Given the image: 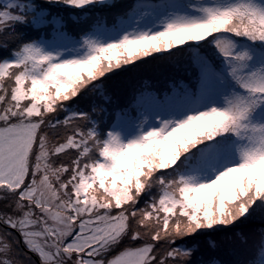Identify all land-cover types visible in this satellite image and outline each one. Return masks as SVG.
<instances>
[{"label": "rangeland", "instance_id": "374dc122", "mask_svg": "<svg viewBox=\"0 0 264 264\" xmlns=\"http://www.w3.org/2000/svg\"><path fill=\"white\" fill-rule=\"evenodd\" d=\"M126 1L0 0V264H193L196 253V261L210 257L199 264L232 257L234 264L249 263L255 237L250 241L244 233L256 232L257 225L236 231L233 239L239 241H229L226 250L214 240L189 253L186 246L200 234L243 229L246 219L234 220L249 199L264 204V132L239 146V156L226 160L223 170L210 163L207 170L180 173L197 163L189 157L193 149L216 137L215 129L206 135L209 129L231 124L236 108L252 104L249 93L232 102L214 92L180 114L185 106L180 108L178 93L188 92L174 86L178 109L145 108L153 114L146 125L138 115L134 124L119 119L109 129L113 116H106L127 93L141 96L143 85L176 77L177 65L191 80L198 50L185 60L192 46L172 48L191 38L206 41L214 31L256 37V24L225 20L234 4L206 12L182 8L162 15L158 27L145 25V18L154 17L146 9L122 27H97L75 37L80 25L74 21L90 19L93 7L111 10ZM86 9L90 16L74 15ZM63 12L72 13L73 21L50 38L40 26L62 23L69 15ZM214 36L210 44L224 48V42H212ZM156 54L161 56L155 62L134 67ZM131 67L135 78L111 99L106 90ZM246 84L250 91L264 89L263 78ZM202 250L219 256H202Z\"/></svg>", "mask_w": 264, "mask_h": 264}, {"label": "trees", "instance_id": "16d2710c", "mask_svg": "<svg viewBox=\"0 0 264 264\" xmlns=\"http://www.w3.org/2000/svg\"><path fill=\"white\" fill-rule=\"evenodd\" d=\"M90 1V0H89ZM138 1H140V0H128V1H126V4H127V7H130L132 4H135L136 2H138ZM218 1H221V0H187L186 2H185V4H183V6H182V8L183 9H186V10H191V11H196V12H206L207 10H209L208 8H210V9H213V10H216V9H218V7H219V3H218ZM38 5V4H37ZM39 6V5H38ZM111 6H114V4L113 5H111ZM40 8H42L43 6L42 5H40L39 6ZM110 7V6H109ZM181 8V7H180ZM105 9H106V6H104V5H101V6H95V7H93L91 10H93V13L95 14L94 16H91V18L90 19H88L87 21H84V22H82V24H81V22H79V21H74V22H77L79 25H80V27H79V29H77V31L75 32V33H77V34H79V31L80 30H82V29H90V28H95V27H97V26H99V25H101V24H110V23H115L116 22V19L115 18H112V19H110V20H104V18H101L102 16H99L100 14H104V13H107L106 11H105ZM239 10H240V8H239ZM69 11V10H68ZM169 10H166V9H164L163 10V12L162 13H159V18H162V15L165 13V12H168ZM238 11V10H237ZM78 13H81V14H79V15H86L85 17H88V16H90V9H86V10H77V12H75V16L78 14ZM63 14H69L68 12H63L61 15H63ZM173 13H169V14H167L166 16H169V15H172ZM242 14H243V18H245V13L244 12H242ZM51 15H53V14H51ZM70 15H72V13H70L68 16H67V18H65V19H63V21H62V23L59 21V23H58V20L56 21L57 23H55V19L51 22V24L49 23V24H43V25H41L40 27H41V29H48V31H49V36H50V38H52L53 37V35L56 33V32H58V31H62V30H66V28L69 26V22L70 21H73L72 19L73 18H70L69 16ZM96 18H100V19H96ZM227 19H225V20H228V19H231V18H237L236 16H234L232 13H230V14H228L227 15V17H226ZM150 21H153V20H150ZM229 21V20H228ZM76 23V24H77ZM233 24H234V22H233ZM232 24V25H233ZM156 25L157 26H160L161 25V22H158L157 21V23H156ZM222 25L224 26V25H226V26H228L229 24L228 23H222ZM221 32H226V33H228V34H230V33H232L233 31H229V30H222ZM215 33H216V31H214L213 32V34L211 35V37L208 39V40H206V41H201V40H199V41H196L195 39H193V38H191V41H187L186 43H184V44H180L179 46H177L176 48H172V49H174V50H176V49H179V48H183L182 50H186V49H188V48H184V46H186V47H191L192 46V48L193 49H189L187 52H185V53H183V54H185V60H187V59H189L190 57H191V55H192V53L194 52L195 53V50L197 49L198 50V52H197V54H196V57H197V61H199L200 60V63L198 64V65H196L195 67H191L192 68V70H191V72L190 73H188V76L189 77H191L192 78V80L191 81H189V79L186 77V78H184V79H182V75H184V73L183 72H185L184 71V68H183V72H181L180 71V69H179V66L177 65L176 66V68H174V70H173V72L175 73V75H177L176 77H174V78H167V80H168V83L170 84V85H176V86H183V87H185V89L186 90H191L193 87H192V83H193V78H196V76L198 75V73H199V69L201 68V67H204V66H207V67H212V68H214V69H217L218 67H219V61H220V56H219V54L218 55H216L215 53H212V57H210V56H207V57H205L204 56V49L205 48H207V47H210V46H212V44H210V40H211V38L215 35ZM243 36H244V33L242 34ZM75 37H80V34L79 35H75ZM199 45V47L198 48H196V45ZM212 48H214V49H216V47H211V49ZM212 52H214V51H212ZM3 54V53H2ZM177 54H179V52L177 53ZM183 54H181V55H183ZM181 55H179V57L181 56ZM161 56V55H160ZM159 56V57H160ZM159 57H158V54H156V58H151L150 60H145V61H141V62H137V63H134V64H137V65H134V67L136 66L137 67V69H141L142 67L144 68V66L146 65V66H148L149 64H151L152 62H155L156 60H158L159 59ZM140 64H141V67H140ZM202 65H204V66H202ZM133 66V65H132ZM171 67H173V66H171ZM20 68V67H19ZM132 68L133 67H131V70H125L126 72H128L129 74H126V76H125V78L124 79H122L121 80V82L120 83H118V82H116L115 83V86L114 87H112V88H110L109 87V89L108 90H106V93H112L113 94V96H117L119 93H120V91L123 89V87H125L126 85H127V82H129V81H133V79L135 78L134 77V73H132L131 71H132ZM186 68H188V67H186ZM187 73V72H186ZM172 75V74H171ZM170 75V76H171ZM179 77V78H178ZM7 78H10V75H8L7 76ZM144 79H145V77H144ZM174 81V83H172ZM120 84V85H119ZM117 85H119V86H117ZM118 87V88H117ZM116 88V89H115ZM15 89H17V88H15ZM154 90L155 89H149V90H147L146 91V93H147V95L145 96V99L146 100H148V99H150L151 98V96L153 95V93H154ZM118 93V94H117ZM102 94V93H101ZM101 94L99 95V97L101 96ZM106 103H108V99L106 98L105 100H104ZM112 101V100H111ZM42 104L43 103H41V105H40V107L41 108H43L45 105L43 104V106H42ZM124 105V104H123ZM124 107L125 106H113V107H111L109 110H108V113H107V116L106 117H108V120L110 121L111 120V117H112V119H114V116H115V113L117 114L118 112L120 113V112H123L124 111ZM236 110H238V109H236ZM109 114H111V116H108ZM124 115H125V113H123ZM238 114V113H237ZM242 115V114H241ZM241 115H239L238 116V118L239 117H241ZM232 127H234V123H233V120H232V122H231V124H229V123H227V121H225L222 125H219V126H217V125H215L214 127H212V129H209L208 131H207V133H206V135L211 131V130H213V129H215L214 131H213V134H214V132H216L217 133V135H216V137H214V138H211V139H209V140H207L206 142H204V141H202L199 145H197V147H195L194 149H193V151H192V154L189 156L191 159H196L197 160V163L199 162V163H204L205 162V158L203 159V158H199L198 157V153L200 152V151H202L204 148H206L209 144H211V143H214V144H217V145H220V144H223L222 146H224L225 145V143L228 141V139L229 138H231L230 136H231V133L232 132H234V130H233V128ZM206 137V136H205ZM207 138V137H206ZM183 199V198H182ZM184 200V199H183ZM251 202H249V204L252 206L251 208H252V210H251V208L248 206V205H246V208L241 212V214L234 220V221H241V220H245L246 219V221H247V225H245V224H242V226H244L243 227V229H239L238 227L239 226H241V225H238V226H234V227H231V231L232 232H229V233H237L236 231H241V232H243L244 230H247L248 231V227L249 226H251V225H253V224H256L258 227H261V226H263L264 225V204H263V202H261V200H259L258 201V203H257V200L256 201H253L252 200V198L251 199H249ZM263 206V207H262ZM242 214H245V215H242ZM191 216H187L186 217V219L187 218H190ZM246 217V218H245ZM247 218H248V220H247ZM236 228V229H235ZM241 228V227H240ZM235 229V230H234ZM238 229V230H237ZM222 233V231H218V232H216V234H214V235H212V236H206V233H204V234H200V236L198 237L197 236V238H192V239H190L189 241H188V245L186 246V247H188L190 244H192V243H194V242H197L199 245L201 244V242H203L202 243V245L205 243V242H207L208 240H212V239H215V238H219V237H221V236H225V237H227V236H229V233H226L225 235H223V234H221ZM245 234V236H247V235H249V234H251V232H249V233H244ZM195 235V234H194ZM251 236H255V234H253V235H251ZM207 252V250H202L201 252H198V253H202V254H205ZM200 255H197V253L193 256V260H196L198 257H199Z\"/></svg>", "mask_w": 264, "mask_h": 264}, {"label": "bare ground", "instance_id": "6f19581e", "mask_svg": "<svg viewBox=\"0 0 264 264\" xmlns=\"http://www.w3.org/2000/svg\"><path fill=\"white\" fill-rule=\"evenodd\" d=\"M212 72H209V74H211ZM14 84H17V83H14ZM14 87H16V86H14ZM111 99H113V100H115L116 98H115V96H113V94L112 93H106ZM82 96H84L83 94H81ZM117 106V105H116ZM80 111V110H79ZM85 119H86V117H85ZM89 120H90V122H94V118H92V117H90L89 118ZM216 164L218 165V164H223V162L221 161V160H216ZM256 224H253V225H251V227L253 228L254 226H255ZM197 242H194V243H192V244H190L189 246H188V253L191 251V250H193V249H195V248H197ZM199 245V244H198ZM224 253H225V255H228L227 253V251H223ZM206 254H209V255H212V256H215L214 254H211L210 253V251H207L206 252ZM230 260L231 259H233V257L232 258H229ZM207 263H210L209 261H206V263L205 264H207ZM199 264V263H198ZM211 264V263H210ZM226 264H230L229 262H226Z\"/></svg>", "mask_w": 264, "mask_h": 264}]
</instances>
